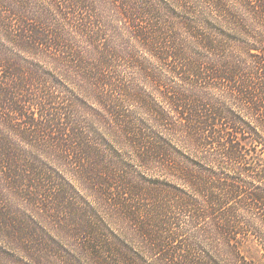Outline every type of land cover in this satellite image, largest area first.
<instances>
[{
  "label": "trees",
  "instance_id": "trees-1",
  "mask_svg": "<svg viewBox=\"0 0 264 264\" xmlns=\"http://www.w3.org/2000/svg\"><path fill=\"white\" fill-rule=\"evenodd\" d=\"M257 263L264 0H0V264Z\"/></svg>",
  "mask_w": 264,
  "mask_h": 264
},
{
  "label": "rangeland",
  "instance_id": "rangeland-1",
  "mask_svg": "<svg viewBox=\"0 0 264 264\" xmlns=\"http://www.w3.org/2000/svg\"><path fill=\"white\" fill-rule=\"evenodd\" d=\"M244 252L249 258H251V259H253L255 261L258 260V257L256 256V253H254L251 248L244 249ZM257 264H261V263H257Z\"/></svg>",
  "mask_w": 264,
  "mask_h": 264
}]
</instances>
